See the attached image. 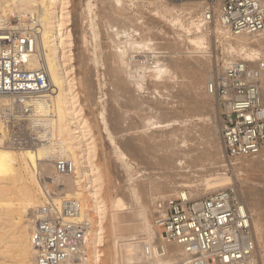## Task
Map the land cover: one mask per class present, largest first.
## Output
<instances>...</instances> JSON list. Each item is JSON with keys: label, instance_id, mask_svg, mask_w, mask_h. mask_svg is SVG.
I'll return each instance as SVG.
<instances>
[{"label": "bare ground", "instance_id": "1", "mask_svg": "<svg viewBox=\"0 0 264 264\" xmlns=\"http://www.w3.org/2000/svg\"><path fill=\"white\" fill-rule=\"evenodd\" d=\"M111 1L113 4L111 6L120 10L126 9V6L129 5L140 4L146 9H151L148 12L152 16L168 22L170 26L176 29L179 28L184 33L187 43L191 46V48L186 49L185 54L188 57L210 54L211 52L207 50H215L214 43H220L223 53L228 54V58L225 59L231 60L230 64L236 62L235 56L243 62L252 63L253 65L260 57H264V31L253 36H230L226 29L219 27L220 23L215 18L208 27V34L210 35H207L203 33L198 25L193 23L186 27L177 17L171 16L168 20L166 15L170 11L167 9L164 0ZM68 4V0H0L1 29L33 30L35 32V45L29 58V68H42L47 75L49 84L48 90L38 94L21 97H0V222L6 223L14 231L9 233L10 236L14 235V237L11 236L12 240L15 238L12 241V245H14L12 247L15 248L13 253L16 254L18 261L14 263L35 264L33 250L30 245L29 228L31 229L32 219L29 222L28 216H33L38 207L50 201L58 206L64 200H74L80 205V212L76 221L81 222L86 219L89 222L91 221L94 226L90 243V264L99 261L100 251L98 247H104L103 223L109 212L111 214L108 217V229L109 235L112 237L108 247L109 256L114 264L118 261L117 264H134L139 260L144 245L150 244L153 239L159 241L160 238L157 229L154 225H151L147 218L146 209L141 207L138 202L137 189L129 188L132 191L127 195L131 205H133V211L129 215L133 219L132 221H127L129 217L124 220L118 218L119 214H116V212L122 206L119 205L120 202L116 204L114 200L110 199L108 206L101 197L104 170L102 171L95 164L97 160L96 146L93 139L91 140V137H88L90 134L89 126L82 118V109L76 105V95L73 92L74 84L71 78L73 72L69 65L71 63L69 48L72 44L70 32L67 30L69 25ZM193 4L201 5V3ZM85 8L88 13L87 22L92 41L96 43L99 36L96 26L99 15L94 11L91 0H87ZM126 20L128 18L124 17L121 21L125 22ZM135 23L142 24L139 20H136ZM110 28L112 29V32L110 30L111 36L118 40V42H115L117 51L114 57H116V62H118L121 69L127 70L130 77L139 78L134 83L136 89H144L143 81L146 72L151 73L148 77L154 83L161 82L166 78L167 80L173 79L175 76L172 70L192 75L196 79L197 85L201 80H207L208 82L211 80V76L201 72L197 66L173 60L171 57V54L174 53L173 50L164 53L156 52L155 43L152 39L137 42L131 39V33H135L136 36L139 35L136 31L123 30L124 28L121 26ZM148 32L150 35L161 34L157 27L148 29ZM207 36H210L209 41ZM123 38L124 41L121 40ZM224 42H227V48L224 47L226 45ZM256 46L260 49L263 48V51L255 49ZM135 58H138V60ZM150 59L151 63L149 62ZM93 62L95 68L99 67L95 58ZM95 80L98 81V89L101 94L105 77L102 76L101 78L97 72ZM100 80H103L102 84H100ZM261 80L264 83V72L261 74ZM158 94L156 93V95ZM187 96L185 97L187 98ZM99 99H102V97H99ZM202 104L197 102L194 103V106L199 109ZM6 106L10 108L14 119L23 120L28 126V130L36 133L37 143L23 148H17L6 143L8 134L5 124L1 120V111H4ZM105 115L106 110L102 107L99 117L103 125L102 131L106 136L105 140L107 139L108 144L112 147V152L126 175L128 186H130L136 180L134 179V173H132L131 159L124 151L126 150L131 156L137 149L134 145L128 143L122 145L125 147L124 151L117 146L115 137L108 128ZM206 120L211 121L209 118L199 119L201 122ZM144 121V128L150 130L164 129L171 125L168 121L162 122L155 118H145ZM213 132L215 133L214 138L219 139L221 134L216 126ZM169 138V143H163L161 146L165 158L169 159V165L174 163L169 171L195 174L192 167L196 163L207 162L210 167L218 164L217 157L221 156V152L190 153L191 151L182 150L179 144L174 143L173 138ZM223 158H226L224 150ZM59 159H66L72 164L74 170L71 175L61 177L55 173L54 164ZM165 161L167 164V160ZM228 162L230 165L231 161L228 160ZM47 180L51 183H47ZM199 181V185L183 184L179 187H186L195 193L189 192L190 197L197 196L199 186L205 192H215L229 188L247 209L250 208V203L247 200L244 201L235 188H232L234 185L232 177L210 169L200 177ZM58 183L63 186V189L52 196L49 193V187H53ZM9 194H17V198L19 197L16 208H13L12 201L8 199ZM251 205H254L253 201H251ZM108 208L110 211H108ZM91 213L95 215L94 223L89 219ZM251 226L254 231L257 229L256 219L252 215ZM4 235L0 232V241L5 237ZM4 245L0 247V256L6 254L7 247ZM165 251L167 257L159 259V264H184L186 255L178 246L167 244ZM256 259L257 264H259L257 255Z\"/></svg>", "mask_w": 264, "mask_h": 264}, {"label": "rangeland", "instance_id": "2", "mask_svg": "<svg viewBox=\"0 0 264 264\" xmlns=\"http://www.w3.org/2000/svg\"><path fill=\"white\" fill-rule=\"evenodd\" d=\"M68 1L69 25L67 30L70 32L72 44L69 48L71 52V63L69 62V65L73 72L71 75L75 88H73V92L76 95V105L82 109V118L89 126L90 134L88 137H91V140L93 139L96 146L97 160L95 164L102 171L104 170L101 197L106 205H108L110 199L114 200L116 204L120 202L119 205L122 206L116 212V214H119L118 218L124 220L129 217L127 221H132L133 219L129 215L133 211V205H131L127 195L132 191L129 188L137 189L138 202L141 207L146 209L147 218L153 226L152 207L155 200L175 197L176 193L181 190L191 192L188 188L179 187V185H199V179L202 175H205V172L210 171V169L211 171L217 170L218 173H224L232 177L234 182L232 188H235L244 201L247 200L250 203L248 210L256 219L257 226V229L253 230L256 238V255L259 264H264V149L257 156L229 160L231 161L229 165L228 160L223 158L221 136L219 135V139L214 138L215 126L221 134L222 109L218 99L208 94L206 90L208 81L201 80L197 85L196 79L192 75L172 70L175 76H173V79L167 80L166 78L161 82L154 83L148 77L151 73L146 72L143 81L144 89H136L134 83L139 78L130 77L127 70L121 69L118 62H116V57H114L117 51L115 42H118V40L111 36L110 30L112 32V29L110 27L121 26L124 28L123 30L136 31L139 35L136 36L135 33H131V39L137 42L152 39L155 43L154 48L158 53L173 50L174 53L171 54L173 60L197 66L201 72L210 75L211 80L222 73L231 62L230 59H225L228 58V54L223 53L220 43L213 44L215 50H207L212 54L188 57L185 54L186 49L191 48V46L187 43L184 33L179 28L176 29L170 26L168 22L152 16L148 12L151 9H146L136 3L120 10L111 6L113 5L111 0H91L94 11L99 15V20L96 22L99 36L97 42L94 43L87 22L88 13L85 8L87 0ZM164 1L170 11L166 18L169 20L171 16L177 17L187 27L190 26V23L196 25L194 22L204 10L208 0ZM193 3H201V5H194ZM124 17L128 18L125 22L121 21ZM136 20L141 21L142 24H136ZM154 27H157L161 34L150 35L148 29ZM219 27L222 29L220 24ZM202 31L210 35L208 34V27ZM209 39L210 36L207 40L209 41ZM121 40L124 41V38ZM224 44H226L224 47L227 48V42H224ZM233 47L235 46L233 45ZM255 49L263 51V48L260 49L258 46ZM94 58L99 64L97 68L93 64ZM135 59L138 60V58ZM234 59L243 62L237 56ZM149 62L151 63V59ZM97 72L101 78L102 76L105 77L104 87H102L103 94H100L98 81L95 80ZM99 82L102 84L103 80ZM156 93L159 94L156 95ZM99 97H102V99H99ZM197 102L203 103L199 109L194 106V103ZM102 107L106 110L105 120L109 130L115 137L117 146L124 151L125 147L123 146L128 143L134 145L137 149L131 156L126 150L124 151L131 159L132 173H134V179L136 180L130 186H128L126 175L112 152V147L108 144L107 139L105 140L106 136L102 131L103 125L99 117ZM145 118H155L162 122L168 121L171 125L167 127L168 130L167 128L150 130L143 126ZM205 118H209L211 121H199V119L205 120ZM26 126V124H23L18 128L15 127L12 130L14 136L18 137L24 134L29 142L32 140V144L37 143L35 142L36 133L28 130V126ZM169 137L173 138V142L179 144L182 150L191 151L190 153L221 152V156L217 157L218 164L210 167L207 162L196 163L192 167L195 174L169 171L174 163L169 165V159L165 158L161 148L163 143H169ZM165 160H167V164ZM46 182L51 183L48 180ZM60 183L49 187V193L52 196L63 189ZM134 185L137 187L135 188ZM191 193L195 194L194 192ZM210 193L213 192H205L199 186V193L196 197L191 198L197 200ZM9 195L8 199L12 201L13 208H16L19 197L17 198V194ZM251 201L254 205H251ZM108 211H110L109 208ZM91 214L89 219L94 223L95 215ZM110 214L111 212L107 214L103 223L104 247H98L102 264H114L108 253V247L112 239L108 229ZM28 219L31 222L32 215L28 216ZM1 222L0 232L5 234V237L0 241V247L5 244L7 251H5L6 254L0 256V264H11L12 261V264H15L18 261L16 254L13 253L15 248L12 247L14 246L12 241L15 238L12 240L11 236L14 237V235L10 236L9 234L14 231L11 230L12 228L9 225ZM13 258L14 260H12Z\"/></svg>", "mask_w": 264, "mask_h": 264}, {"label": "built area", "instance_id": "3", "mask_svg": "<svg viewBox=\"0 0 264 264\" xmlns=\"http://www.w3.org/2000/svg\"><path fill=\"white\" fill-rule=\"evenodd\" d=\"M215 18L230 36L258 35L264 31V0H208L195 23L204 30ZM34 45L33 30L0 28V97L48 90L44 70L29 68ZM263 72V57L254 65L236 61L207 85L208 94L221 105V143L227 160L257 156L264 149ZM1 116L7 144L17 148L32 145L24 134L14 136L12 130L25 123L14 119L8 106ZM54 167L61 177L74 170L66 159L57 160ZM188 194L181 190L175 197L154 201L152 222L160 240L144 245L134 264H159V259L167 257V244L185 253L184 264H257L251 214L233 191L227 188L197 200ZM79 212L80 205L74 200H64L58 206L50 201L37 208L30 229L35 264L91 263L94 226L86 219L77 222ZM96 264H102L101 256Z\"/></svg>", "mask_w": 264, "mask_h": 264}]
</instances>
